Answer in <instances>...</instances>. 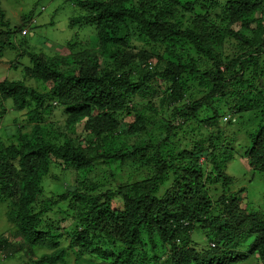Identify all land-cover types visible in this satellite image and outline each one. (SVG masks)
<instances>
[{
	"label": "trees",
	"instance_id": "obj_1",
	"mask_svg": "<svg viewBox=\"0 0 264 264\" xmlns=\"http://www.w3.org/2000/svg\"><path fill=\"white\" fill-rule=\"evenodd\" d=\"M76 1L69 28H90L96 47L53 56L24 49L17 56L28 65L10 66L22 78L0 82V120L5 102L15 114L27 110L0 128V203L11 226L0 256L23 264H264V213L246 192L244 208L226 194L230 150L218 144L224 116L229 126L254 116L243 155L264 176V92L255 86L264 76V0ZM29 17L11 27L0 8V60L24 44L11 39ZM135 35L145 44L139 53L130 50ZM188 80L208 90L205 100L186 101ZM55 111L58 122L48 119ZM99 162L107 177L96 174ZM123 165L143 177L106 186ZM55 170L75 173L74 183ZM48 179L59 193L46 194Z\"/></svg>",
	"mask_w": 264,
	"mask_h": 264
},
{
	"label": "rangeland",
	"instance_id": "obj_2",
	"mask_svg": "<svg viewBox=\"0 0 264 264\" xmlns=\"http://www.w3.org/2000/svg\"><path fill=\"white\" fill-rule=\"evenodd\" d=\"M37 3V4H36ZM3 9H2V8ZM36 7V8H35ZM78 9V5L76 6ZM75 3L73 0H0V8L5 12V17L11 23V27L19 28L23 26L21 24V17H31V24L33 25V20H35L36 24L31 30H28V33L24 36L19 37L18 32H14L12 43L17 47L19 46L18 40L24 39V44L21 45V48L17 47V50H5L3 51L4 57L0 60V82L4 79L9 81L11 80H20L22 78L21 73L19 72L20 67L17 69H11V61H19L21 65H28V59L25 57H18L17 54L21 51L25 50H34L36 52H41L48 56H53L55 54L58 55H68L73 52H80L86 47H96L94 44V37L92 30L90 28H85L82 30H75L69 28V18L75 14ZM34 8V10H32ZM78 32V40L79 45L71 50L67 47V42L74 37V33ZM22 37V38H21ZM145 49L144 42L140 41L136 35L133 36L131 52L139 53ZM224 54L230 55L234 52V49L231 44L226 43L224 48ZM155 62V61H154ZM262 84L255 82V86L264 92V76L261 78ZM198 81L188 80L187 84V93H186V101L192 103L197 102L199 100H205L208 95V90L203 89L198 85ZM29 85L36 86L34 82L30 81ZM167 84L165 82L159 83L160 92L165 91ZM160 97L162 93L158 94ZM158 97V96H157ZM155 97L152 101L158 105V98ZM147 102H142L140 100L137 101L136 105L141 107L142 104ZM216 106V104H214ZM222 106L224 104L222 103ZM4 107L6 108V115L0 120V128L11 124L12 121L16 120L18 122L24 120L27 115V110L19 112L15 114L11 110V103L5 102ZM160 109V117L165 120L168 118L171 109L164 106ZM227 109H224L223 112H226ZM224 114V113H223ZM222 114V115H223ZM203 115V114H202ZM200 115V116H202ZM250 115L242 119L237 126H229L225 123H221V137L218 140L219 148L223 145V150L229 151V155L227 159L223 160V171L230 177L233 178V185L230 190L226 193L227 195H238L241 198V207H246L245 200V192L247 196V203H250L253 211L264 213V176L262 177L257 173H253L250 171L247 165V161L245 156L243 155L246 145H247V134L252 132L257 124L256 118ZM49 120L52 122L60 121L59 113L55 111L49 117ZM213 134L216 133L215 129H209ZM79 133V130L77 131ZM4 136L2 131H0V139ZM245 154V153H244ZM97 164L98 167L96 169V174L101 175L105 173V177H107V169L106 166L99 162ZM55 175H60L62 182L65 183H74L75 173L66 171L60 172L59 170H55L53 172ZM149 176V172L146 173ZM144 173L141 171H136L128 167L127 165H123L120 167V174L114 172V179L107 178L106 186H109L108 183H111L112 187L123 186L128 183H132L135 180H139L142 178ZM97 180V178H96ZM49 184L46 183V194L50 195V192L59 193L60 188L58 184L48 179ZM110 181V182H109ZM61 182V184H62ZM104 182V181H102ZM244 190L242 196H239V192ZM221 195V192L218 191L213 195V200H216ZM6 206L5 202L0 203V236L6 234L10 231L11 226L7 221L6 216ZM53 217V216H52ZM197 238V242L201 244L205 242L203 237L202 240H198L197 232L193 235ZM207 245V242H206ZM209 246V245H208ZM46 251L40 250L37 251V255L45 253ZM73 259V255L69 256V260ZM86 260H89V257H86ZM97 261L93 262H79L77 264H95ZM258 262V261H257ZM0 264H23L21 260L13 257H3L0 256ZM69 264H75L73 261L69 262ZM245 264H255V262H246ZM259 264V263H258Z\"/></svg>",
	"mask_w": 264,
	"mask_h": 264
},
{
	"label": "clouds",
	"instance_id": "obj_3",
	"mask_svg": "<svg viewBox=\"0 0 264 264\" xmlns=\"http://www.w3.org/2000/svg\"><path fill=\"white\" fill-rule=\"evenodd\" d=\"M73 2L75 3V7H76V6H77V1H76V0H73ZM36 4H37V3H36ZM1 8H2V7H1ZM35 8H36V7H35ZM2 9H3V8H2ZM2 9H1V10H2ZM32 10H34V8H33ZM76 11H78L77 7L75 8V13H76ZM74 15H75V14H74ZM31 17H32V16L29 17V19H28L27 22H26V25L23 27V29H22V31H21L22 36L26 35V34L28 33V30H31L33 27L35 28L34 25L36 24V22H35V20H33V25H32V24H31ZM5 22H10V21L7 20L6 17H5ZM10 24H13V23L10 22ZM13 25H14V24H13ZM78 30H80V29H78ZM21 34H20V36H21ZM28 34H31V32L28 33ZM225 117H228L227 121H228L229 118H231V117H229L228 115H226V116H224V117L222 118L221 122L226 124L227 121H224V120H223ZM232 120H233V119H232ZM1 257H2V256H1ZM255 264H256V263H255Z\"/></svg>",
	"mask_w": 264,
	"mask_h": 264
},
{
	"label": "built area",
	"instance_id": "obj_4",
	"mask_svg": "<svg viewBox=\"0 0 264 264\" xmlns=\"http://www.w3.org/2000/svg\"><path fill=\"white\" fill-rule=\"evenodd\" d=\"M227 119H228V117H225L223 120H224V121H227Z\"/></svg>",
	"mask_w": 264,
	"mask_h": 264
}]
</instances>
